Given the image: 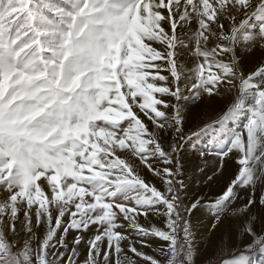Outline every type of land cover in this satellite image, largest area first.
<instances>
[{"label":"snow or ice","instance_id":"1","mask_svg":"<svg viewBox=\"0 0 264 264\" xmlns=\"http://www.w3.org/2000/svg\"><path fill=\"white\" fill-rule=\"evenodd\" d=\"M257 251L264 0H0V264Z\"/></svg>","mask_w":264,"mask_h":264},{"label":"rangeland","instance_id":"2","mask_svg":"<svg viewBox=\"0 0 264 264\" xmlns=\"http://www.w3.org/2000/svg\"><path fill=\"white\" fill-rule=\"evenodd\" d=\"M191 147L188 148V152H191ZM196 161H191V164L194 165ZM248 264H264V253L253 252L248 257Z\"/></svg>","mask_w":264,"mask_h":264}]
</instances>
